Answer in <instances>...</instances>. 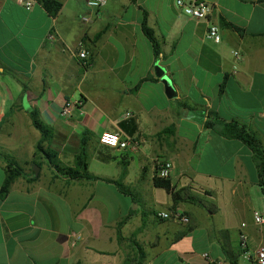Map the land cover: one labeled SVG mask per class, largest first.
<instances>
[{"label":"crops","instance_id":"crops-1","mask_svg":"<svg viewBox=\"0 0 264 264\" xmlns=\"http://www.w3.org/2000/svg\"><path fill=\"white\" fill-rule=\"evenodd\" d=\"M57 1L63 9L54 18L38 3L29 11L0 0V191L5 156L24 170L0 197V264H135L140 252L141 264H249L264 249V224L253 219H264V196L249 148L219 132L236 121L264 150V3L203 0L221 35L214 44L176 0H107L101 11ZM156 64L175 98L166 97ZM69 102L81 106L64 115ZM33 112L52 131L37 155ZM209 120L217 131L205 127ZM106 131L132 144L103 146ZM84 147L98 180L63 177L45 155L70 168ZM159 161L172 163L171 187L186 194L174 210L187 225L156 217L173 210L153 185Z\"/></svg>","mask_w":264,"mask_h":264},{"label":"trees","instance_id":"trees-1","mask_svg":"<svg viewBox=\"0 0 264 264\" xmlns=\"http://www.w3.org/2000/svg\"><path fill=\"white\" fill-rule=\"evenodd\" d=\"M38 4H40L43 9L51 16V17H57L58 14L62 11L63 9V3L57 0H35ZM258 3H264V0H257ZM223 25L231 30H234L236 33L241 34L242 30L239 28L223 23ZM143 32L147 39L150 41V43L153 46V49L155 51V54L158 55L159 52V46L158 43L153 35L152 30H150L146 22H143ZM31 120L34 128L40 132L42 136V141L40 144L37 146V154L39 153H44L43 149V144L44 142H47L52 138V131L50 130L49 127L45 125V123L41 120L39 114L37 112H33L31 114ZM218 120L215 119V121ZM214 120H209L206 122L205 127L209 130L217 131V124L215 123ZM223 122H221L222 124ZM122 128H124L125 124H121ZM136 130V128L134 129ZM134 133V132H133ZM223 137L230 138V139H236L240 142H242L249 150L251 151L253 155V159L256 163L257 166V172H258V186L262 191V194L264 196V150L259 143V141L253 136V134L248 130V128L243 125L239 124L236 121L229 122L228 124H222V130L219 132ZM133 135V134H131ZM85 146V145H84ZM46 157H48L50 161V165L55 168L59 174H61L63 177H66L68 179L72 180H79V179H84V180H98L97 177L93 176L90 174L88 171V162H89V157L86 152L85 147L82 149L81 155H79L76 158L75 165L74 167H62L59 164V159L58 156L53 153V152H46ZM5 156V155H2ZM5 159L7 160V177L2 185L1 191H0V197L1 199H5L10 191L11 188L14 184V182L19 179L20 177L24 176V170L14 161L10 160L9 157L5 156ZM101 161H106L102 160ZM36 166L41 167V164L35 163ZM39 178V176H38ZM153 185L157 189L164 190L170 197L173 205V210L175 211V207L179 205L180 203H183L185 201V192L179 193L176 192L170 184L169 179L163 180V179H158L154 177L153 179ZM120 190L124 192V187L122 185H119ZM123 225V224H122ZM118 229V240L119 242H123V237L121 235V227ZM143 260L142 253L140 252L138 260L135 264H141Z\"/></svg>","mask_w":264,"mask_h":264},{"label":"built area","instance_id":"built-area-1","mask_svg":"<svg viewBox=\"0 0 264 264\" xmlns=\"http://www.w3.org/2000/svg\"><path fill=\"white\" fill-rule=\"evenodd\" d=\"M16 3L26 10H32L37 2L35 0H15ZM88 9L93 11H101L107 6V0H84ZM176 8L180 11L182 15L187 18L199 20L204 22L206 25V38L212 41L214 44H219L221 42V35L219 32V28L211 22V17L213 14L212 6L206 1H184V0H176L175 2ZM82 21L85 24L90 23V19L88 17H83ZM49 39L54 41L56 37L54 35L49 36ZM234 58L239 61L241 56L238 52H233ZM78 57L88 64L90 59V53L81 48L78 53ZM81 106L79 102H69L63 107V114L70 115L74 110L78 109ZM100 143L103 146H106L113 150L125 151L131 144L132 141L124 136L123 133L119 132H103L100 137ZM172 163L169 161H159L156 163L155 177L158 179H169L172 172ZM156 217L163 221L172 220L184 225L189 223L187 217L183 214L172 211L166 213H158ZM254 222L257 225L264 224V219L261 217L259 213H255L253 216ZM249 264H264V249L259 248L252 257H246Z\"/></svg>","mask_w":264,"mask_h":264},{"label":"water","instance_id":"water-1","mask_svg":"<svg viewBox=\"0 0 264 264\" xmlns=\"http://www.w3.org/2000/svg\"><path fill=\"white\" fill-rule=\"evenodd\" d=\"M155 75L160 78L161 83L164 85L165 88V95L168 99L175 98V92L173 89V86L171 84V81L166 75V72L163 68L159 67L158 64L155 65ZM40 172V168L38 166L34 167V173L36 176H38Z\"/></svg>","mask_w":264,"mask_h":264},{"label":"rangeland","instance_id":"rangeland-1","mask_svg":"<svg viewBox=\"0 0 264 264\" xmlns=\"http://www.w3.org/2000/svg\"><path fill=\"white\" fill-rule=\"evenodd\" d=\"M93 164H95V162Z\"/></svg>","mask_w":264,"mask_h":264}]
</instances>
